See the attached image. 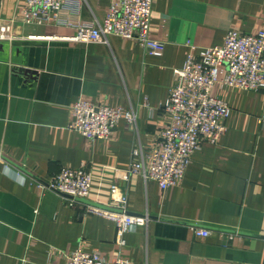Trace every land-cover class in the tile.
<instances>
[{"label":"crops","instance_id":"obj_1","mask_svg":"<svg viewBox=\"0 0 264 264\" xmlns=\"http://www.w3.org/2000/svg\"><path fill=\"white\" fill-rule=\"evenodd\" d=\"M112 1L69 3L57 24L27 22L26 0H0V264H66L78 246L131 264H264V88L215 86L231 106L227 130L193 153L180 183L162 190L142 174L120 176L159 142L174 68L192 50L223 44L229 30L263 31L264 0H153L160 55L117 35L68 38L77 30L65 20L98 24ZM79 99L132 108L137 124L121 119L108 137L88 138L69 127ZM65 166L92 173L88 198L73 205L37 184ZM114 182L131 214L150 217L122 245L112 219L86 211L109 205Z\"/></svg>","mask_w":264,"mask_h":264},{"label":"built area","instance_id":"obj_2","mask_svg":"<svg viewBox=\"0 0 264 264\" xmlns=\"http://www.w3.org/2000/svg\"><path fill=\"white\" fill-rule=\"evenodd\" d=\"M69 3L78 5L80 2L26 0L24 19L27 22L63 23L60 11ZM152 11L153 0H113L98 24L71 19L64 23L77 30L76 34L68 37L70 40L108 42L109 36L117 35L134 39L148 53L160 55L165 49V42L151 34ZM173 73L174 83L162 105L168 121L160 140L148 154L146 162H133L127 171L121 172L123 180L139 173L146 180L158 182L162 190L183 180L193 153L204 142L216 144L227 130L226 120L231 106L213 94L215 86L252 90L264 88V30L257 33L229 30L223 44L208 46L201 54L192 50L184 65L174 68ZM71 110L69 127L91 139L108 137L121 119L131 128L137 124L135 110L122 105L111 106L79 99ZM91 182L92 173L86 166H65L47 182L37 184L40 190L68 196L73 205L88 198ZM110 194L108 206L89 203L86 204V211L112 219L117 228L116 241L122 245L125 233L133 226H147L150 217L128 211V195L117 182L112 184ZM194 232L207 236L211 231L197 227ZM65 257L66 264H131L129 258L107 259L98 250L87 251L81 246L67 251Z\"/></svg>","mask_w":264,"mask_h":264}]
</instances>
